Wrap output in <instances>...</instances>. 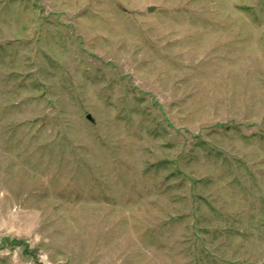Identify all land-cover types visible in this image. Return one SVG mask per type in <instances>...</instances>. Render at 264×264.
Returning <instances> with one entry per match:
<instances>
[{"label": "rangeland", "instance_id": "obj_1", "mask_svg": "<svg viewBox=\"0 0 264 264\" xmlns=\"http://www.w3.org/2000/svg\"><path fill=\"white\" fill-rule=\"evenodd\" d=\"M0 264H264V0H0Z\"/></svg>", "mask_w": 264, "mask_h": 264}, {"label": "water", "instance_id": "obj_2", "mask_svg": "<svg viewBox=\"0 0 264 264\" xmlns=\"http://www.w3.org/2000/svg\"><path fill=\"white\" fill-rule=\"evenodd\" d=\"M152 11H153V8H148V13H151ZM87 119L90 121L91 120L90 116H87Z\"/></svg>", "mask_w": 264, "mask_h": 264}]
</instances>
